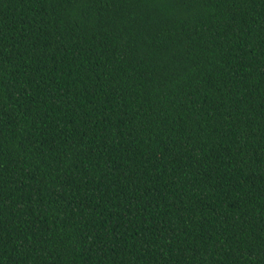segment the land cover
Here are the masks:
<instances>
[{"label":"trees","instance_id":"1","mask_svg":"<svg viewBox=\"0 0 264 264\" xmlns=\"http://www.w3.org/2000/svg\"><path fill=\"white\" fill-rule=\"evenodd\" d=\"M0 264H264V0H0Z\"/></svg>","mask_w":264,"mask_h":264}]
</instances>
